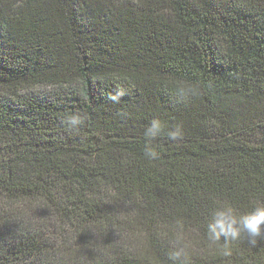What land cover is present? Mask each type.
<instances>
[{
  "label": "trees",
  "instance_id": "obj_1",
  "mask_svg": "<svg viewBox=\"0 0 264 264\" xmlns=\"http://www.w3.org/2000/svg\"><path fill=\"white\" fill-rule=\"evenodd\" d=\"M223 203H264V0H0V264H264Z\"/></svg>",
  "mask_w": 264,
  "mask_h": 264
},
{
  "label": "clouds",
  "instance_id": "obj_2",
  "mask_svg": "<svg viewBox=\"0 0 264 264\" xmlns=\"http://www.w3.org/2000/svg\"><path fill=\"white\" fill-rule=\"evenodd\" d=\"M123 93L117 89L116 92L109 94L108 99L118 103ZM82 119L77 115H70L65 119V127L70 132L79 131ZM164 130V124L161 120L153 119L146 128L145 136L155 138ZM171 140H177L183 136L180 126L168 132ZM145 155L150 160H155L158 153L150 146H146ZM242 234H246L249 243L255 246L258 238L264 237V203L255 206L251 211L240 214L230 203L219 205L212 213L211 219L207 224V239L212 243H217L224 238V255L230 254L227 248L229 241L238 240ZM182 255V250L174 251L171 258L176 260Z\"/></svg>",
  "mask_w": 264,
  "mask_h": 264
}]
</instances>
